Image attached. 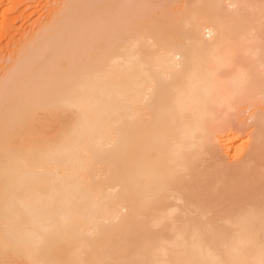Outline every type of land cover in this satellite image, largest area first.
Returning a JSON list of instances; mask_svg holds the SVG:
<instances>
[{
  "label": "bare ground",
  "instance_id": "obj_1",
  "mask_svg": "<svg viewBox=\"0 0 264 264\" xmlns=\"http://www.w3.org/2000/svg\"><path fill=\"white\" fill-rule=\"evenodd\" d=\"M160 1L63 0L11 52L0 264H264V205L215 201L260 177L255 150L229 176L198 168L229 116L264 104V0L199 1L182 36Z\"/></svg>",
  "mask_w": 264,
  "mask_h": 264
},
{
  "label": "rangeland",
  "instance_id": "obj_2",
  "mask_svg": "<svg viewBox=\"0 0 264 264\" xmlns=\"http://www.w3.org/2000/svg\"><path fill=\"white\" fill-rule=\"evenodd\" d=\"M26 1L22 2L21 6L19 4V5L13 6V7L11 5L10 6L7 5L8 3H5L3 8L0 10V15L4 16L7 8L9 9V7H10V9H11V10L10 9L7 10L6 16H4L6 23H5L4 27L0 28V79H2L1 77L3 76V74L12 65L13 61H12V57H11L12 56L11 52L18 45H22L24 42L29 41L31 38L36 36L35 34L38 33L39 28L46 25L44 23H46L45 21H48L47 18H49V16H50V14H48V13H52L53 10L56 8L59 9L58 6H61V4H59V3L63 2V0H30V1L28 0L29 2H26ZM199 1H202V0H166V2H169L168 3L169 6L171 5L170 10L172 12L171 13V20H172L171 26L172 25L173 26L169 28L170 36L176 35L178 33L177 32L178 30L180 31V33H178V34L179 35L181 34V36L184 35L185 32L187 33V31H185V29H182L179 26V24L182 22L181 17L187 8H190V7L193 8L192 6L197 4V2H199ZM166 2H165V0H161L159 2L160 3L159 5L163 8L160 7L159 10L158 9L155 10L157 16L159 14H161L162 11L164 10L165 4L167 5ZM5 5H7V6H5ZM188 6H190V7H188ZM3 11L5 12L4 14H2ZM176 28H178V29H176ZM180 29H182L183 33H181ZM171 31H172V34H171ZM182 42H183V40H182ZM261 105H259L258 108L253 107V108H250V110L248 109V111H243V113H242V111L240 112V110H239L238 113L236 112V113H234V115L229 116L230 129L225 131L223 133V135L217 139L218 141L217 140H216L217 142L215 141L216 143H214V144H212V146H209L208 148H206V150H208V149L209 150L207 152L205 150V153L203 154L204 156L202 157V160H200L201 162L198 161L200 165L197 163V165H199L198 168H200L201 170H204V171L210 170L209 171L210 173L212 171L215 173L223 171L221 174L224 176L225 174L227 175V173L230 170H231L230 172H232L233 169L235 170L236 167L241 165L240 163H243L244 160H246L249 157V155H251L250 154L251 150H252V152H251L252 154L254 152L257 154L256 157H254L256 154H254L253 156L251 155L252 158H254V159L252 160L250 165L252 166V164H253L252 167H253L254 172H256L255 175L260 172L259 175L262 178L263 183L261 181H259V179H260L259 176H258L259 178H257L258 180L254 176H249L248 177L249 179L248 178H242L243 180L245 179L244 183L241 182L242 179L237 180V182H235V184H234V188H236V189H234L233 187L232 188L234 189V191H232V189H230L232 192H234L236 194V196H234L235 195L234 193H229V192L226 193L227 190L225 191L224 189L220 188L223 192H225L226 196L229 194V198H227L228 196L226 197L224 194L225 197L223 198V200H218V199H221L223 197V196H220L221 193L218 192V191H220L218 189L216 191V193L218 192L217 195L215 194L217 197L216 198L217 200L215 199L214 194H213L214 195L213 197L210 196V197H212V199H215L216 202L221 203V205H220L221 208L219 206H217L218 209H216V207L214 208V210L216 209V211H218L219 209L220 210L221 209L222 210H228V209L230 210V209H234V207H236V208H247L249 205L254 206L257 203L259 205L260 204L264 205V203L262 204V202H264V190H263L264 189V181H263L264 180V174L261 175V173H264V164H262V163H264V140L262 142L259 141V143H257V142H255V139L253 137L256 134L255 132H257L258 129H260V127H262V125L264 124V104H261ZM243 110H246V109H243ZM219 139H221V140H219ZM254 146L257 148H254ZM255 158L258 159L257 161H259V162L256 163V161H254V160H256ZM255 166H256V168L258 167V170L254 168ZM226 169L227 170L230 169V170L227 171ZM201 170L199 171L197 169V171H199V172H201ZM224 171H226L225 174H224ZM229 173H228V176H229ZM203 175H201L202 178H203ZM211 175H213V174H211ZM211 175H209V176H211ZM222 175L216 176L214 174L213 176H215L216 178H218V177L220 178ZM201 176L199 178H201ZM204 176H206V175H204ZM213 176H211L209 178V181H215L216 182L218 179L216 180V178H214ZM223 176L221 178H223ZM206 179L204 178V179H202V181L204 180L205 182H207L208 181L207 176H206ZM252 179H254V180L256 179V180L254 181ZM241 183H243V184L240 185ZM261 183H262V186L259 187V185ZM199 184H202V182H200ZM220 186L221 185L219 184V186H217V187L219 188ZM241 186H243V187H241ZM239 187H241V189ZM262 187H263V189H262ZM203 189H205L204 185H203ZM230 190L228 189V191H230ZM235 190H236V192H235ZM243 190H244V192H243ZM208 192L209 191H207L205 194H208ZM200 194H201V192H200ZM230 194H232V195H230ZM218 195L221 198H219ZM221 195H223V194H221ZM260 195H261V197H260ZM205 197H206V195H205ZM232 197H235L236 202L233 201L234 199H232ZM236 198H238V200ZM223 201H224V203H222ZM227 201L229 203L232 202V204H230L229 208H227L229 206ZM255 202H257V203H255ZM219 203H218V205H219ZM223 205H224V207H223ZM231 205H234V206L231 207ZM241 205H243V206H241ZM228 211H226L227 214H228ZM223 213H221V215L220 214L219 215L223 216Z\"/></svg>",
  "mask_w": 264,
  "mask_h": 264
}]
</instances>
